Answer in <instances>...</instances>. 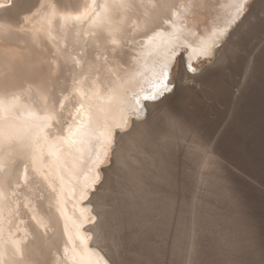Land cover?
I'll list each match as a JSON object with an SVG mask.
<instances>
[{
  "label": "snow or ice",
  "instance_id": "snow-or-ice-1",
  "mask_svg": "<svg viewBox=\"0 0 264 264\" xmlns=\"http://www.w3.org/2000/svg\"><path fill=\"white\" fill-rule=\"evenodd\" d=\"M207 7L200 0H90L72 11L59 0H0V38L26 49L43 45L49 73L42 85L0 88V264H126L133 252L127 226L152 223L153 198L129 213L123 230L96 198L125 166L121 145L133 132L162 174L176 154L201 176L216 159L221 131L206 130L185 105L210 90L209 78L224 65L235 68L234 106L257 81L264 90V0H221L210 22L190 26L194 11ZM18 51L5 53L15 59ZM124 198L138 203L134 193ZM154 198L163 223L171 218L172 264H198L196 198L183 201L178 189ZM230 199L243 210L233 187ZM246 227L243 242L217 235L222 259L212 264H264V225ZM38 238L45 241L39 253Z\"/></svg>",
  "mask_w": 264,
  "mask_h": 264
},
{
  "label": "bare ground",
  "instance_id": "bare-ground-1",
  "mask_svg": "<svg viewBox=\"0 0 264 264\" xmlns=\"http://www.w3.org/2000/svg\"><path fill=\"white\" fill-rule=\"evenodd\" d=\"M33 0H17L20 5H29ZM66 4L69 9L76 11L90 3V0H59ZM208 5L207 8L196 9L189 17L190 26L203 27L205 22H210L213 15L212 5L221 0H200ZM16 10H13L15 12ZM6 13L0 11V17ZM17 48L15 59L6 55L5 50ZM234 66L224 65L209 78L208 91L191 94L185 105L190 115L199 120L201 125L209 132L217 129L221 134L217 142L216 159L210 160L204 169L203 175L194 172L192 181L187 178H176L177 171L185 165L190 166V161L181 154L171 157L167 171L161 173L155 163L148 158L150 146L139 140L136 132L126 137L121 145L122 159L125 166L109 174L110 181L105 188L99 191L96 202L106 208L109 221L115 227L116 221H121L120 229L123 230V221L129 213L135 214L139 205L148 198H153V209H156L155 195L164 191L178 189L183 201H191L194 197L198 204L199 218L204 220L205 213L201 208L211 209L218 207L223 202V207L228 213L232 228L239 235L238 240L243 242L247 236L246 221L253 224L259 231L264 225V197L245 185L239 175L255 172L264 179V90L260 88L259 82L246 91L235 103L232 96V84ZM48 69L46 64V53L43 45L26 49L22 44H12L8 40L0 38V88L5 85L14 88H23L31 83L34 87L44 84L48 80ZM225 167L222 169L220 165ZM228 177L225 183L220 174ZM230 187L237 189L244 201V208L237 209L230 199ZM118 193H122L118 195ZM135 194L136 202L125 201V195ZM202 210V211H201ZM189 210L185 209L186 219ZM203 212V213H202ZM207 212V211H206ZM204 215V216H203ZM203 217V218H201ZM202 222V221H200ZM171 218L169 217L164 239L169 243V230L171 229ZM128 235L125 236L128 247L135 253L140 248L142 236V224L129 223ZM136 229L139 235L132 230ZM189 236L187 243L192 244ZM38 253L43 250L45 241L38 238L33 242ZM33 245L30 244V247ZM170 249L172 247L169 244ZM204 250V249H203ZM197 251L198 264H212L222 257L218 254H208ZM236 258H240L239 254ZM136 260L134 259L133 264Z\"/></svg>",
  "mask_w": 264,
  "mask_h": 264
},
{
  "label": "rangeland",
  "instance_id": "rangeland-1",
  "mask_svg": "<svg viewBox=\"0 0 264 264\" xmlns=\"http://www.w3.org/2000/svg\"><path fill=\"white\" fill-rule=\"evenodd\" d=\"M232 75L234 76V72ZM192 176H194V171H192L191 165H185V167L182 166L178 169L176 178L185 177L188 181H192ZM239 178L245 185L264 197V179L259 174L255 172L241 173ZM217 205L218 207L208 210L201 208L205 213V217L204 220L199 218L202 222H200L199 233L195 237L197 251L204 249L203 251L208 254H218L216 237L221 231L232 235L236 239L239 238V235L232 228L228 213L223 207V202ZM150 214L152 215V223L147 227L143 225L140 248L135 253L125 254L126 264H133L134 259L136 261L145 260L148 264H172V261L177 258L173 249H170L169 243L164 239L168 226L163 223L162 213L152 207Z\"/></svg>",
  "mask_w": 264,
  "mask_h": 264
}]
</instances>
